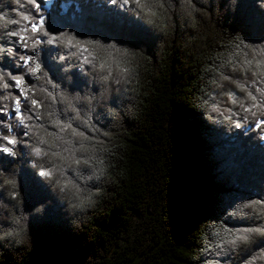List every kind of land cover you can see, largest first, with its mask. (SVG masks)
Masks as SVG:
<instances>
[{
	"label": "clouds",
	"instance_id": "9594fccd",
	"mask_svg": "<svg viewBox=\"0 0 264 264\" xmlns=\"http://www.w3.org/2000/svg\"><path fill=\"white\" fill-rule=\"evenodd\" d=\"M245 2L91 0L150 33V51L105 31L50 27L57 0H0V264L33 251L32 225L50 208L83 233L125 174L128 125L142 119L166 60L195 73L184 104L204 126L264 147V32L230 27ZM247 3L264 16V0ZM25 172L48 199L26 206ZM191 233L182 264H264V182L214 206ZM105 258L93 248L79 264Z\"/></svg>",
	"mask_w": 264,
	"mask_h": 264
},
{
	"label": "trees",
	"instance_id": "16d2710c",
	"mask_svg": "<svg viewBox=\"0 0 264 264\" xmlns=\"http://www.w3.org/2000/svg\"><path fill=\"white\" fill-rule=\"evenodd\" d=\"M60 2L51 10L50 27L105 31L151 51L150 33L91 0H62L64 10ZM230 27L264 32V16H255L246 0ZM178 59L163 62L142 119L129 123L125 174L83 233L73 235L58 208H50L32 225L33 251L22 253L20 264H79L93 248L103 249L102 264H182L190 257L186 246L193 243L197 222L264 182V147L222 138L184 104L190 103L195 73L181 69ZM21 179L27 207L49 198L26 172Z\"/></svg>",
	"mask_w": 264,
	"mask_h": 264
}]
</instances>
